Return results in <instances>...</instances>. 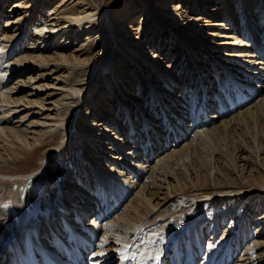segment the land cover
Instances as JSON below:
<instances>
[{
    "label": "bare ground",
    "instance_id": "6f19581e",
    "mask_svg": "<svg viewBox=\"0 0 264 264\" xmlns=\"http://www.w3.org/2000/svg\"><path fill=\"white\" fill-rule=\"evenodd\" d=\"M3 1L5 0H0L1 3ZM69 1L59 0L55 2L48 15L43 13L46 6L49 8L50 5V3L45 5L47 0H17L14 2L12 11L18 16L6 20L5 28L7 27L8 30H4L0 46L1 51L4 50V52L0 51V60L1 58L4 59L0 65V71L3 72L0 73V192L6 189V186L2 187V185L14 181L18 175H21L15 173L16 170L13 171L14 174L9 173L13 165L31 159L36 154L35 152L39 151L40 148L38 147L41 146L39 142L43 137H49V134H53L52 140L54 141L60 134L62 135L61 139L65 140L71 132L72 125L75 123L77 126L78 120L82 119L79 118L82 109L79 104L84 97L82 94L85 95L88 89L82 87L85 82L77 84L75 77L78 73L82 77L85 76L86 73L83 68L87 64L90 66L92 74L94 71L96 75L102 74L104 77V87L96 91L101 97L100 101L98 104H93L94 109L91 111L96 112V114L91 115L96 118L87 117L89 113L87 116H83L89 127L83 132L84 147L87 151H93L97 157L90 153L88 157L92 164L88 163V160L86 163L82 161L78 164V170L86 174L87 177L77 176L75 179L76 175L71 173L66 177L68 183L65 188H62L60 194L58 189L49 192L50 204L54 212L47 211L48 213H45L40 219L29 217V215L32 216V212L31 207L28 206L27 195L32 190L33 184L44 173L39 175L30 172L26 174V179L23 178L25 182L22 179H17L19 188L12 191L10 195L2 191L4 194L0 196V264H69L70 262L72 264H115L116 261L117 264H195L204 250L203 240L207 239L205 233L208 231L213 233V241L209 242L210 247L204 250L203 255L205 254V257L202 259V264H228L233 259L235 253L233 249L235 248L233 245L230 246V243V248L228 247L230 250L218 247L219 241L224 238L217 239L220 219L215 218L208 222L200 217L212 210L215 199H218L219 205L230 199L240 200L241 198L242 200L246 197L250 199L251 203L258 200L263 202L264 181L256 178L253 180V178L244 175L242 180L247 181L248 184L239 187L229 186L211 193L196 192L195 194H188L187 198L183 199L187 187L180 184V180L174 178L176 184L173 189L171 187V192H169V187L166 188L169 196H163L162 185L156 182L151 183L149 180L152 178L151 176L145 180V172L150 166L148 163L151 164L156 156L154 155L155 152L157 153L162 147L168 146V143L169 146L173 144L169 148L173 150L166 153V156H164V152L159 155L161 158L164 156L160 159L161 168L171 162L170 157H180V163L184 162V158L188 160L186 158L189 156L188 150L183 156L180 151L177 152L176 148L178 141L181 142L183 137L191 132L190 129L192 128L196 130L198 135L199 133L205 134L207 140H211L218 129L227 132L230 121L224 119L223 115L233 106L240 107V104L250 93L252 95L256 92L260 93L256 97L258 100L251 103L245 110L238 111L233 117L239 118L246 115L253 120L255 118L259 120V115H261L262 119L264 118V93H261V91L264 92V45L252 48L245 41V33L244 35L243 33L233 34L238 32L241 14L238 15L237 19H231L235 12L237 13L238 8L243 6L244 9L248 10L247 5L251 2L249 0H183V2L170 0L169 5L164 7L166 2L159 0L158 6L155 3L154 6L150 7L151 9L146 11L138 27V32L132 34L129 29L131 26H129L128 18L126 20L123 18L135 14L136 7L133 4L122 16L113 17L116 16L113 14L118 12L121 6L125 7L128 0H122L121 4L114 10L111 8L118 0L109 5L108 1L111 0ZM103 2H105L104 5ZM153 2L154 0H152ZM197 3L201 5V9L195 5ZM212 3H214L213 7L207 8V5ZM258 4L261 7V13L264 12V0L258 1ZM205 6L208 15H202L204 14L202 7ZM36 9L40 10V14L43 13L47 16L40 24L36 21L34 33L29 36L25 30L29 28L30 20H33L31 17L37 15L35 14L37 13ZM197 9L200 11L195 14ZM223 11L226 12L224 17H220ZM155 13L158 18L162 19V22L172 24L169 27L171 33L156 23L158 19L151 20ZM40 14L37 16L41 17ZM202 16L203 19L200 18ZM258 16L251 13L250 10L246 12V29L252 35H255L254 32L257 27L254 19H259ZM229 17L234 24V26H229L230 28L227 27L230 23ZM149 21L152 22L147 27ZM206 21H211L212 25L216 26L215 28L212 26L213 31L210 28L212 32H209L211 26L207 25ZM13 27L16 28L11 34L9 28ZM203 27L204 29H202ZM160 28L165 36L169 35L168 37H175L174 34H180L179 32L182 31L181 38L179 35L175 37L179 40L174 50L178 55L172 63L169 61V56L167 58V55L157 54L155 38L162 37V32L158 30ZM231 28L236 31H226ZM259 28L261 26H258ZM150 29L151 32H149ZM218 30L219 32H215ZM146 31L154 36L150 38ZM199 31L201 33L209 32L212 38L217 40H213L211 37L203 39ZM184 33L191 35L186 36ZM82 34L88 37L80 42L79 47H75L76 55H67V51L70 50L68 44L71 43V39H78ZM262 34L264 35V29ZM222 37L226 38V41L222 40ZM18 40L19 43L12 47ZM95 40L103 42L104 49L101 52L96 51L94 53L101 46L100 44L94 45ZM151 41L152 46L149 50L141 52L148 44L147 42ZM22 44L27 51L25 55L20 56L15 52L18 49L21 50ZM195 48L196 50L193 51ZM216 48L219 50H214ZM163 51H169V47L166 50V45H164ZM180 52L182 55L187 53L191 56V60L186 61L185 64L191 62L189 66L192 65L196 68V72L204 71L205 75L210 76L207 68L213 70L212 79L215 78L217 83L215 86L222 87L223 91L219 92L216 88L215 92L212 93V97L215 94L217 100V111L214 114H210L207 110L210 108L207 107V103H213V99L208 96L210 92L206 90L204 85L201 86V92L206 102L195 104L190 100L192 97H189L187 89L189 82L183 80V77L181 76V78L176 72L178 67H183L182 64L184 63L183 57H179ZM91 54L92 61H85ZM260 55L262 56L260 57ZM206 56L209 58L207 59ZM211 60H213L212 67H210ZM217 63L226 72L224 73L227 74L226 78L230 77L234 82L239 81L236 87L239 92L234 94L236 97L231 98V91L229 92L227 88H224V81L227 79L222 78L217 73V67H215ZM3 64L7 66L1 69ZM175 69L177 70L175 71ZM56 70L63 72L64 75L54 78L56 83L40 82L42 79L49 78V75ZM122 70L126 74H122ZM233 70H241L248 76L255 75L258 80L238 79L237 73ZM28 71L30 76L27 79L21 78L13 85L9 84L11 77L24 72H27V75ZM130 73L145 79L152 94H149V89L143 84V79L140 85L136 79L133 80L130 77ZM71 76L74 79H71ZM260 76H262L261 80H259ZM202 78L203 73H200V79L202 80ZM258 81L262 83L257 84ZM71 82L72 84H70ZM135 82H137L138 87H141V91L144 90L149 95L144 93L145 97L141 98L140 95L138 97L122 87L127 84L128 88L129 84L133 85ZM27 85L32 91L18 98L16 94ZM89 86L92 87V82ZM179 87L180 90H178ZM44 88L54 91L42 96ZM94 89L96 90V88ZM107 89L115 92V89H118L120 92L114 93L115 99L111 100L108 97ZM92 93L89 101L94 102V92ZM55 95H63V100L67 101L63 104L60 100L54 99ZM226 100H228L227 103ZM101 103H106L107 106L102 107ZM145 103H150V107L149 105L148 108L143 107ZM158 105H160L159 108ZM158 109H162L159 111L162 116L154 117L155 114L157 115ZM71 112L72 114L69 115ZM188 114H190V121L187 119ZM96 115L103 117V121H98ZM36 117L37 119L30 121V125L24 123ZM245 118H242L243 122H246ZM189 123L192 125L189 126ZM200 128L201 130L198 131ZM119 129L126 132L123 134L119 132ZM179 131H182L183 134ZM172 132L175 133L172 135L173 138H171ZM167 136L170 137V140L165 139ZM161 141H163V145H159ZM190 144L191 142L186 143L188 148ZM34 147L37 148L29 151ZM43 147L41 146V148ZM55 151L57 150L51 149L49 152ZM259 152L260 149L256 158L260 161ZM120 163H122L123 170L118 167L121 165ZM260 163L263 165L262 161ZM203 165L200 164V166ZM90 167L100 168L99 175L102 174L103 178L106 176L108 181L103 182V180L95 185ZM152 167L154 166L152 165ZM47 168L48 166L45 169L47 170ZM155 168L156 166L153 169L150 167L152 173L156 172ZM125 169H128V173H125ZM168 169L162 174L168 176ZM260 169L264 171V167ZM103 170L107 172V175ZM209 173L206 175L198 174L197 181L203 178L206 180H201V183L211 180ZM99 175L95 173L96 178ZM160 175L161 173L157 176L153 174L155 180H158ZM219 179V175L214 176V180ZM233 183L236 184L237 179H233ZM9 190L10 188L7 189V191ZM24 192L27 195L23 196ZM6 197H11L13 209H10V206L3 208L4 205L10 203ZM185 199L189 200L184 202ZM171 202L175 203V208H168L167 204ZM235 210L236 208H232L224 211L222 219H228L229 214ZM107 214H110L109 218L103 220ZM262 218L264 217L262 216ZM83 222L85 223L83 224ZM254 223H258L257 220ZM89 230L92 233L98 230V234L94 236ZM164 230H167L168 234ZM152 233L166 234V236L163 234L164 236L159 238L162 241L160 244L157 243V247L154 244V248L156 247L154 252L159 250L155 254L153 251L151 252L146 242L147 236ZM81 239L86 241L90 239L88 243L92 242L95 245V250L90 251L89 244H81ZM150 242L152 243L151 240ZM7 243L9 244L7 245ZM226 243L228 244V242ZM260 244L263 245L264 243L261 242L257 246L259 247ZM180 246L182 252L185 253L183 257H181ZM249 248L245 255L250 256L252 263L256 264V260L253 258L257 253L255 247L250 246ZM164 250H168L166 251L168 254H165ZM32 252L35 253V256L32 255ZM215 253L217 254L216 259H214ZM224 253H226V261L223 258Z\"/></svg>",
    "mask_w": 264,
    "mask_h": 264
},
{
    "label": "rangeland",
    "instance_id": "374dc122",
    "mask_svg": "<svg viewBox=\"0 0 264 264\" xmlns=\"http://www.w3.org/2000/svg\"><path fill=\"white\" fill-rule=\"evenodd\" d=\"M16 1L17 0H5V1H3V3L0 2V46H1L2 38H3L2 34H3L4 30L5 31L8 30L7 27L5 28V25L7 22L6 20L11 19V17L18 16V14L16 15L12 11V8L14 7V2H16ZM57 1H59V0H50V1L47 0V3L45 5H47L48 3H50V5H49V8H47V6H46V8L43 10V13L45 12V14H48L50 12V9H53L52 5H54L55 2H57ZM70 1H72V0H70ZM114 1L115 0L108 1V5ZM158 1L159 0H154V2L152 3V0H128L127 3L125 4V7L121 6L120 10L118 12H115V14H113L116 16H113V17L116 18V17H119L120 15L122 16V14L126 13V11L128 10V7H130L133 4L136 7L135 14H132L129 17H125L123 19L126 20L128 18L129 26H131L129 29H130L132 34H136L138 32V29H139L138 27H139L140 23L142 22L143 17L146 14V11L148 9H151L150 7L154 6L155 3H157V6H158ZM164 1L166 2L164 7H167L169 5L170 0H164ZM175 1L176 2L177 1L183 2V0H175ZM249 1L251 2V4L249 3L247 5L249 7L248 10L244 9L242 6V7L238 8V10H236L237 13L235 12V14H237V15L234 14L231 17V19L234 20V19H237L238 15L241 14L240 15L241 19H239L240 24H238V25L239 26L242 25L241 26L242 28L238 26V28H237L238 34L237 33H233V34L239 35L240 33H243V35H244V33H245V41H247V43H249L252 46V48H255L257 46L262 47L264 45V35L262 34L263 29H264V12L261 13V7L258 4V1H260V0H258L257 2H256V0H249ZM120 2H122V0H118L117 2H115L113 7L111 8V10H114L117 6H119V4H121ZM104 3L105 2H103V5H104ZM159 4H160V1H159ZM195 5L199 6L201 9V5L199 3H197ZM213 5H214V3L209 4V5H207V8H211V7H213ZM258 6L260 7V9ZM185 7H187V6H185ZM192 8H193V6H192ZM18 9H21V8H18ZM200 9H197L196 10L197 12L195 14H198L199 13L198 11H200ZM234 9H236V8H234ZM36 10H37L36 11L37 13H35V14H37V15L40 14L39 13L40 10H38V9H36ZM202 10L204 13L202 15H208V12L206 13V6L202 7ZM249 10L251 11V13H255V14H257V16L259 15L258 16L259 19H254L257 23V27L255 28V32H254L255 35H252L250 33V31H248L246 29V26H247V21H245L246 12ZM18 13H20V12H18ZM43 13H41L39 15L41 17H38L37 15L35 17L34 16L31 17V18H33V20L32 21L30 20L29 28H27L25 30L29 36H31L32 33H34V28L37 25L35 23L39 22L38 24H40L45 20V16H47V15H43ZM225 13L226 12L223 11V13L220 17H224ZM259 13L262 16L261 18H260ZM258 17H256V18H258ZM155 18L158 19L157 20L158 22H156V23H158L159 26L166 28L167 31L170 32L169 27L172 25V24H170V22L168 24L162 22L161 21L162 19H160V17L158 18L156 13L152 15L151 20L155 19ZM200 18L203 19V16ZM210 19L213 21L212 18H210ZM228 21H230V23L228 24L227 27L234 26L232 20H230V17L228 18ZM151 22L152 21L147 22V27H149ZM206 22H207V25L211 26V27L208 26L209 32H212L213 27L215 28L216 26L212 25L211 21H206ZM225 23L227 24L228 22H225ZM115 26H117L116 23H115ZM258 26H261V28L258 29ZM15 28L16 27L9 28V33H11V34L14 33L13 31L15 30ZM210 28H212V31L210 30ZM202 29H204V27ZM158 30H160L162 32V37H159L160 39L157 37L155 38L156 39L155 45H156V49H157V54L158 55H161V54L167 55V58L169 56V61H170V63H172L174 61V58H177V55H178V53H175L174 50L176 49L175 46H176V44H178L179 40H177L175 37L177 35H179V38H181L182 31L179 32L180 34H174L175 37H173V36L168 37L169 35L165 36L163 34V31L161 28ZM228 30L229 31L231 30L233 32L236 31L234 28L227 29L226 31H228ZM241 30H242V32H241ZM149 32H151V29L149 30ZM149 32L146 31L147 35H149V37L152 38L154 35H152V33H149ZM199 32H196V33L198 34ZM209 32H207V33H204V32L201 33L200 32L201 37L203 39H205V37L207 39H209L210 37H211V39H213ZM215 32H219V30L215 31ZM225 33H229V32H225ZM184 34L186 36L191 35L190 33H184ZM86 37H88V36H85V34H82L81 36H79L78 39L72 38L71 43L68 44L70 46V50L67 51V55L73 54V56H75L76 52H77V51H74L75 47H79L80 42H83V39ZM101 39H103V37H101ZM218 39H220V38H218ZM221 39L226 41V38L222 37ZM72 40H73V42H72ZM213 40H217V39H213ZM76 41H77V44H76ZM17 43H19V40H18V42L14 43L12 45V47H14ZM147 43L148 44L146 45L144 50L143 49L141 50V52L148 51L150 46H152L151 45L152 41L147 42ZM95 44H100L101 46H100V48H97L94 51V53L96 51L101 52L104 49L103 42H98L95 40L94 45ZM164 45H166V50L169 47V51H166V52L163 51ZM22 46H23V44H22ZM249 49H251V48H249ZM19 50L20 49H18L15 53H18V55H20V56L26 54L27 50L24 49V46L21 48L20 51ZM23 50H25V51H23ZM194 50H196V48L193 49V51ZM214 50L217 51L219 49L216 48ZM0 51H1V48H0ZM236 51H238V50L236 49ZM1 52H4V50ZM181 52L179 53V57L180 58L183 57V62H184L182 64L183 67L182 68L178 67V71H176L177 69H175V71L177 72V75H180V77L181 76L183 77V80L189 82L187 84L188 85L187 89H188L189 97H192V98H190L191 101H193L195 104L198 102L199 103L200 102H203V103L206 102V100H204L203 94L201 92V89H202L201 86L202 85H204L206 87V90L210 92L208 96L212 97V93L215 92L216 88H218L217 90L219 92H223L222 87H220L221 88L220 89L218 86H215L217 83H216L215 78L212 79V77L214 75L212 73L213 70H211L210 68H209L210 69L209 70L207 68L208 72H210L209 74L211 77L208 75H205L204 71H199V72L197 71L196 72V68H194L192 65H191L192 68H191V66H189V64L191 62H187L185 64L186 61L191 60V56H189L187 53H184V55H182ZM49 53H50V51H49ZM94 53H92V54H94ZM45 54H47V53H45ZM92 54L89 57H87L85 59V61L89 60L91 62L93 59ZM13 55H11V56H13ZM204 55H206V54H204ZM261 56L262 55H260V57ZM206 57H207V59L209 58L208 56H206ZM15 59H16V57H15ZM3 60L4 59L1 58L0 65H2ZM210 64H211L210 67H212L213 66V60H211ZM185 65H186V68H185ZM262 65H263V63H262ZM6 66H7L6 64H3V66H1V69H3V67L5 68ZM122 66L125 68L124 64H122ZM215 67H217V70H216L217 73L220 74L222 76V78L227 79L224 81V83H225L224 88H227L229 92L231 91V98L236 97V95H234V94H237L239 92V90L236 89V87L238 86L237 84H239V81L234 82V80L231 79L230 77L226 78L227 74L226 75L224 74L226 72L222 70L221 66H218V63H217V65H215ZM83 69L85 70V73H86L85 76L82 77L78 73L77 76L75 77V82L77 84H81V83L85 82L82 85V87L84 89H86V88L88 89L86 91L85 95H84V93L82 94V96H84V97L79 104V107L80 106L82 107L81 116L79 118L83 119L84 118L83 116L84 115L87 116V114L89 113L87 117H89L90 119H94L96 117H93L91 115L96 114V112H91V111L94 109L93 104L94 105H95V103L98 104L100 101L101 97H99V94H97L96 91H99L104 87V83H103L104 77H102L103 76L102 74L96 75V72H94V71L92 74L90 71V66H88V64ZM228 69H230V68H228ZM29 71H28L27 75H26L27 72H24L23 74H18L13 78L11 77L9 79V84L13 85L16 81H18V79H21V78L27 79V77L30 76ZM234 71H235V73H237L236 77L238 79L248 78L247 80H251V81L252 80L253 81L258 80V78L255 77V75H252V76L249 75L248 76L244 72H242L241 70H233V72ZM0 73H3V72L0 71ZM200 73H203L202 80L200 79ZM32 74H34V73H32ZM122 74H126V72L123 71ZM57 75H59V76H57ZM60 76H62V77L64 76L63 72L56 70V72L51 73L49 75V78H47L46 80L42 79L40 82L53 84V83H56V79H54V78L60 77ZM130 77L133 80L136 79L140 85L142 84L143 78L141 79L140 77L135 76L133 73H130ZM70 78L74 79L73 76H71ZM261 79H262V76H260L259 80H261ZM143 80H144L143 84L148 87L146 80L145 79H143ZM263 81H264V79H263ZM72 82L70 84H72ZM91 82H92V87L89 86V84ZM203 82H205V83H203ZM127 83H128V81H127ZM164 83H165V81H164ZM260 83H262V82H259V81L257 82V84H260ZM126 85H123L122 87L125 88L127 91H129V93H134L138 97H139V95L141 96V98L145 97L144 93H146V95L152 94L151 89L149 87H148L149 94H147V92H144V90L141 91V87L137 86V82H135L133 85L129 84L128 88ZM263 85H264V83H263ZM115 87H116V84H115ZM22 88H24V89L16 94V96L18 98L20 96L28 94L30 91H32V90H30V86H28V85L25 87H22ZM89 88H91V90H89ZM94 88H96V90ZM263 89H264V87H263ZM115 90H116V92L109 90V89L106 90V91H108V93H109L108 97L111 100L115 99L114 93L120 92V90H118V89H115ZM178 90H180V87ZM50 91H54V90H48V88L47 89L44 88V92H43L44 94L42 96H44L45 94L51 93ZM92 92H94V99H95L94 102L89 101L91 94L93 95ZM261 93H264V92L261 91ZM258 94H260V93L256 92L253 95L251 93L248 94L247 95L248 99L245 98L244 102H242L240 104L241 105L240 107L239 106H237V107L233 106V108H229V110H228L229 112L227 111L223 115L224 119L230 121L228 123V128H227L228 131L227 132H224L222 129H218L217 132L211 137V140H207V139H205V134L199 133V135H198V133L196 134V130H194V128L190 129L191 132L186 134L185 137H183V140L181 142L178 141L180 143V145L178 143L177 148L175 146L176 150H178L177 152L180 151V153L183 156L186 155L187 150H188L189 156L186 157V158H188V160L187 159L185 160V158H184L183 163L179 162L180 157H173V158L170 157L171 162H169L168 165H164V167L161 168V166L159 165V163H161L160 159H162L164 156H166L167 155L166 153L172 152L173 149H169V148H171L173 144L170 143L172 145L169 146V143H168V146H165L164 148L162 147L160 150L158 149L159 151H157V153L155 152L154 155H156V156L153 158V160L151 161L152 157L150 159L151 164H150V162L148 163V165H150V166L146 169L147 171L145 172V176H146L145 180H147L148 177L151 176L152 178L149 179L150 182L151 183L156 182L157 184H161L162 185L161 192L163 193V196L164 195L169 196V192H171V187L173 189V187L176 184V182L174 181V178L178 179V180H180V184H183L184 187H187L186 195H183V199L187 198L188 194L191 195V194H195L196 192L204 191L206 193H211V192H214L216 190L228 188L229 186L239 187L240 185L248 184L247 181L242 180V178H243L242 176H244V175L251 177V179L253 178V180H254V178H256L260 181H264V171H262L263 169L262 170L260 169V168L264 167V118L262 119L261 115H259L260 116L259 120H257L258 118H255L253 120V118H249L246 115H244L243 117L240 116L239 118L236 116L238 119L236 117H233L234 114L238 113V111L245 110L251 103H254L256 100H258L256 98ZM119 95L122 96L121 93H119ZM223 96H224V94H223ZM215 98H216L215 94H213V97L211 98V99H213V103H211V104L207 103V107L208 106L210 107L209 109H207V110H209L210 114H214V112L217 111V100ZM231 98H230V100H231ZM30 99H32V98L30 97ZM54 99L60 100L61 103H63V104L67 101V100H63V95H55ZM225 102L227 103L228 100H226ZM145 104H144V106L143 105L142 106L145 108H148V105L150 103H145ZM101 105H102V107L104 105L107 106L106 103H104V104L101 103ZM159 106L160 105H158L157 107L159 108ZM149 107H150V105H149ZM160 110H162V109H158L157 115L155 114L154 117L162 116V113H159ZM63 111H65V110H63ZM71 114H72V112L69 115H71ZM96 116L98 118V121L99 120L103 121V117H98V115H96ZM242 118H245L246 122H243ZM35 119H37V117L31 118L24 123L28 125L30 123V121H34ZM82 119L78 120L77 126L75 123L72 125V127L70 128L71 134L69 133V135L65 138V140L61 139L62 135H60V134L54 141L52 140V137H54L53 134H49V137H43L42 140L39 142L41 144V146H44L43 148H41V146H39L38 147V148H40L39 151L35 152L36 154L31 159L24 160L23 162H20V164L16 163L11 168L12 171L11 170H10V172L7 171L10 174H14L13 171L16 170L15 173L21 174V175H18L16 178L18 180L22 179L23 182H25L24 179L27 178L26 174H28L30 172H32L33 174L35 172V174H39V175L44 173L43 176L35 184H33V188H32V190H30V193L28 195L25 192L23 193V196H25V195L28 196V200H29L28 206L31 207L32 216L29 215V217H31V218L35 217L36 219H40L45 213H48L47 211L54 212V211H52V207L50 204L51 202L49 199V192L58 189L59 194H60L62 192V188H65V185L68 183V179H66V177L69 176L71 173L76 175L75 179L77 176L78 177H80V176L81 177H87L86 174H84L80 170H78V168H77L78 164L82 161H85V163H86L87 160H88V163L90 162L92 164V162L90 161V158L88 157L89 154L91 153V155H93L94 157H97V155H95L93 153V151H89V150L87 151L84 147V142H83L82 136H84L83 132L87 130L88 123H86L84 121V119L83 120ZM187 119L188 120L191 119L190 114L187 115ZM12 124H15V123H12ZM218 124H219V122H218ZM190 125H192V123H189V126ZM200 125H201V123L199 124V126ZM218 128H220V127H218ZM199 130H201V128L198 129V131ZM119 132H122L124 134L126 131H122L121 129H119ZM190 142H191V144H190V147L188 148L186 143L188 144ZM36 148L37 147H34L32 150H29V149L28 150L33 151ZM51 149H56L57 151L49 152ZM199 149H200V152H199ZM259 149H260V152H259L260 161L257 160V158H256L257 157L256 155H258L257 153H258ZM163 152H164V156H162V158L159 157V155ZM117 154H120V153H117ZM261 161L263 162V165H261V163H260ZM120 164L121 165H118V167L122 168V170H123L124 168L122 167V163H120ZM200 164H204V165L200 166ZM152 165L154 167L156 166V168H155L156 172H154V173L151 172V169L154 168V167H152ZM212 165H214V166H212ZM47 166H48V168L46 170L45 168ZM150 167H151V169H150ZM235 167H237V169H235ZM16 168H18V169H16ZM86 168H88V167H86ZM89 169H90L91 174H93L92 176L94 177L93 180H94L95 185H98L99 182H101L103 180H104L103 182L108 181L106 176L103 178L102 174L99 175V173L101 171L100 168L90 167ZM166 169H168L167 171L169 172L168 176L162 174V172H164V171L166 172ZM127 170L128 169H125V173H128ZM95 173H97L99 175L97 178L95 177ZM159 173H161V175L158 176L159 177V178H157L158 180H155L156 178L154 176H157V174H159ZM200 173L201 174L203 173V175H206V173H209V177L211 178V180H209V181L207 180V182H205V183L204 182L201 183V180H204V179L206 180V178L199 179V181H197V179H198L197 175ZM105 174L107 175V172H105ZM153 174H154V176H153ZM215 175L216 176L219 175L220 179L214 180ZM8 178H11V177L8 176ZM164 178H166V180H164ZM17 179H15L14 181H9L8 184L2 185V187L6 186V189L5 190L3 189L2 191L7 193L8 195H10V193H12V191L18 190L19 183H18ZM233 179H235V180L237 179L236 184L233 183ZM71 180H74V179H71ZM75 182H76V180H75ZM168 187H169V192H168V189H166ZM8 188H10L9 191H7ZM11 188H12V190H11ZM158 189H160L159 186H158ZM2 191L0 192V196H3V194H4V192H2ZM6 198L10 201V203H9V205H4L3 208H8V206H10V209H13L11 197H6ZM232 198H235V197H232ZM48 199H49V202H48ZM262 199L264 202V198H262ZM188 200L189 199H187V200L185 199L184 202H187ZM217 200L218 199L214 200L215 205L214 204H213L214 206L212 205V210L209 211L208 213H206L205 215L203 214V216L201 215L200 218H202L203 220L208 221V222H210L211 219L212 220L215 218L220 219V221H219L220 225H219V229H218V233H217V239L220 240V238H222V237H224V238H222V240H220V241L218 240L220 242L218 247L220 249H222V248L227 249L228 247L230 248V246L233 245V248H235V249H233V251L235 252L233 255V259L228 264H246V263L247 264H253L252 260H250V258H249L250 256L245 255V253H247V250L250 249L249 248L250 246L253 248L255 247V252H257L255 254V256L253 257L256 260L255 263L256 264H264V244L263 245L260 244L259 247L257 246L261 242L264 243V218H262V216L264 217V203L261 202L260 200H258L259 202L257 201V202L251 203L250 199H248L247 197L245 199L243 198L242 200H241V198H240V200L239 199L238 200H233V199L231 200L230 199L229 201H226L225 203H222V204L220 203V205L218 204L219 202ZM174 204H175L174 202L168 203L167 204L168 208H171V207L175 208ZM164 208H166V207H164ZM227 208L228 209L236 208V210L229 214L228 219L224 220V219H222V213L224 211L226 212L228 210ZM177 215L179 216L180 213ZM187 215H188V213H187ZM255 220H257L258 223H254ZM84 223L85 222H83V224ZM246 224H249V226H246ZM202 226H204V225H202ZM167 230H164V231L166 232ZM161 232H163V231H161ZM163 234L166 236V234H168V232H166V234L165 233H159V234L152 233L149 235L150 237L147 236L148 240H146V242H147L149 248L151 249V252L152 251L154 252V249H156V247H157V243H159V244L161 243L162 240L160 241L159 238L163 237L164 236ZM224 234H226V235L228 234V236H226V235L224 236ZM205 235H206L207 239L203 240V249L207 250L208 247H210L209 242L213 241V233L208 231L207 233H205ZM231 235H233V237H230ZM228 239H230V240L228 241ZM150 240L152 241V243L150 242ZM157 240H159V241H157ZM148 241H149V243H148ZM226 242H228V244ZM8 244L9 243H7V245ZM154 244L156 245L155 248H154ZM183 249L185 250V248H183ZM180 250H181V257H183V254L185 256V253L182 252L181 246H180ZM204 250L202 252V255L199 256V258L197 259V262H196L197 264L198 263L202 264V262H203L202 259H204V257H205V254L203 255ZM158 251L155 250V252H158ZM166 251H168V250H164V253L168 254V253H166ZM155 252H154V254H155ZM220 253H219V255H220ZM150 254L152 255L153 253H150ZM151 255H149V256H151ZM216 255L217 254L215 253L214 259H216ZM225 255H226V253L223 254V258L226 261ZM2 258H1V261L3 262ZM248 258H249V260H248ZM135 260H136V258H135ZM115 264H117V263H115Z\"/></svg>",
    "mask_w": 264,
    "mask_h": 264
},
{
    "label": "snow or ice",
    "instance_id": "6c2138e0",
    "mask_svg": "<svg viewBox=\"0 0 264 264\" xmlns=\"http://www.w3.org/2000/svg\"><path fill=\"white\" fill-rule=\"evenodd\" d=\"M130 246V245H129Z\"/></svg>",
    "mask_w": 264,
    "mask_h": 264
}]
</instances>
